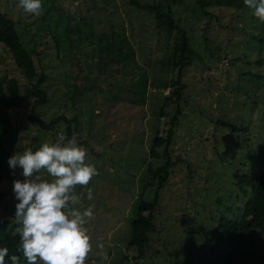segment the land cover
I'll list each match as a JSON object with an SVG mask.
<instances>
[{
  "label": "rangeland",
  "instance_id": "1",
  "mask_svg": "<svg viewBox=\"0 0 264 264\" xmlns=\"http://www.w3.org/2000/svg\"><path fill=\"white\" fill-rule=\"evenodd\" d=\"M52 2L56 9L45 12L43 7L36 16L25 13L18 0H0V11L15 22L21 43L31 50L37 73L49 78L48 100L37 115L44 121L64 116L43 128L29 120L30 98L11 107L18 136L11 156L54 142L60 134L88 149V162L99 174L88 185L93 200L86 199V188H78L85 193L83 207L95 205L88 225L93 250L86 264H195L204 231L220 215L236 217L248 197L243 196L248 186H239L234 174L264 171L260 20L246 5L209 6L205 13L195 0L170 3L193 53L182 73L180 113L166 154L161 143L155 147L158 156H152L154 135L166 134L175 110L170 92L177 85H172L176 69L161 62L171 54L175 31L156 28L153 14L128 0ZM53 32L58 40L64 34L58 50ZM0 74L14 77L19 87L26 83L2 44ZM176 156L158 189L145 251L133 258L136 248L127 243L130 209L136 196L152 198L157 181L147 164L156 167ZM20 172L17 168L0 182V219L7 218L13 231L18 201L12 182L23 179ZM253 232L255 239H264V227ZM21 264H27L24 258ZM249 264L260 263L253 259Z\"/></svg>",
  "mask_w": 264,
  "mask_h": 264
},
{
  "label": "trees",
  "instance_id": "2",
  "mask_svg": "<svg viewBox=\"0 0 264 264\" xmlns=\"http://www.w3.org/2000/svg\"><path fill=\"white\" fill-rule=\"evenodd\" d=\"M128 2L136 9H143L153 14L156 28L164 29L168 34L175 31V40L170 56L162 59L161 62L166 65H171L176 69V76L172 80V85L177 84L171 90L175 102L174 113L170 116V123L166 129V134L154 135L151 147V155L158 156L159 151L156 146L164 143L163 154H166V145L168 144L172 134L173 126L176 123L177 115L180 113L181 93L183 87L182 73L184 67L191 60L193 50L189 42V36L183 26L177 24L172 16L170 3L175 0L141 1L128 0ZM243 0H195V3L202 11L208 13L209 6H226L235 8H244ZM45 12H50L56 9L52 0H43ZM43 15L39 20L43 19ZM262 24V35L264 39V22ZM67 27L63 28L62 32H66ZM57 32H53L56 43V50L59 44L63 41V35L59 40L55 37ZM262 37V36H261ZM260 37V39H261ZM0 44L6 47L11 54L13 62L20 74L26 81L22 87H19L14 77L5 78L0 74V182L8 178L12 169H10L8 160L17 141V130L13 125L9 109L11 107L22 104L26 99L30 98L29 120L43 128L52 127L63 115H57L54 118L44 121L40 118L36 111L38 107L48 100V76L44 72L37 73L32 52L28 50L20 41L19 35L15 29V22L5 13L0 11ZM47 84V86H46ZM162 112V110H160ZM66 123V132L69 133V121ZM78 125H74L77 129ZM68 137V136H67ZM177 156L173 160L166 159L162 164L152 167L147 164V170L152 176L157 178L156 185L151 199L146 200L141 196H136L135 205L130 209L131 216L129 218V237L127 243L134 245L136 254L132 257L143 255L145 246L148 243V232L154 227L153 210L157 206L158 189L163 185L168 174V165L177 162ZM236 183L239 186L246 184L248 189L244 190L243 196L248 197L243 201L239 208L238 215L230 218L220 215L214 222V226L204 231L202 239L198 245L197 259L195 264H249L251 260L258 259L260 264H264V239H255L257 236L253 230H262L264 227V171L253 175L235 173ZM150 181V180H149ZM1 201V194H0ZM8 219H0V247H8L9 255H21L16 252V246L19 242L18 234L11 228H8ZM264 238V237H263ZM7 259V258H6ZM10 264V261L8 262ZM133 260H132V263ZM143 264V263H142Z\"/></svg>",
  "mask_w": 264,
  "mask_h": 264
},
{
  "label": "clouds",
  "instance_id": "3",
  "mask_svg": "<svg viewBox=\"0 0 264 264\" xmlns=\"http://www.w3.org/2000/svg\"><path fill=\"white\" fill-rule=\"evenodd\" d=\"M252 14L264 22V0H243ZM25 13L39 16L42 0H18ZM10 169H21L23 179H14L16 252L27 264H86L93 250L91 230L94 199L90 182L99 173L88 162V149L75 137L60 134L54 142H43L35 150L26 147L8 160ZM7 258V259H6ZM21 264V255H9L0 247V264Z\"/></svg>",
  "mask_w": 264,
  "mask_h": 264
}]
</instances>
